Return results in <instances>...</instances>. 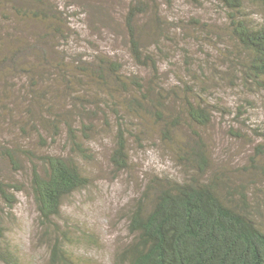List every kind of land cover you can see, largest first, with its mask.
I'll return each instance as SVG.
<instances>
[{
  "label": "trees",
  "instance_id": "trees-1",
  "mask_svg": "<svg viewBox=\"0 0 264 264\" xmlns=\"http://www.w3.org/2000/svg\"><path fill=\"white\" fill-rule=\"evenodd\" d=\"M193 1H216L224 9L230 40L228 70L218 73L200 66L190 75L194 85L180 78L167 88L156 79L163 60L161 39H156L155 53L138 23L146 12L140 0L130 3L124 32L131 57L138 66L151 70L149 78L127 73L117 56L90 44L92 52L75 51L73 58L67 55L68 43L72 48L79 31L55 0H0V127L13 125L25 138H35L43 146L49 139L56 142L65 130L64 145L68 146L67 151L54 153L0 142V259L6 264H19L7 231L18 194L27 186L48 237L51 263L79 264L57 220L65 200L92 183L82 160L93 159L90 141L96 124L89 118L93 112L89 107H99L91 101L97 97L106 110L107 128L115 122L110 155L114 170H128L130 140L143 146L152 122L158 127L159 140L184 173L182 179L169 174L148 176L130 207L131 240L118 252V261L264 264V131L258 132L261 141L246 164L236 169L214 166L206 131L217 114L233 113L223 97L214 93L216 79L248 92L264 90V0ZM257 10L260 17L255 18ZM190 23L207 25L198 18ZM51 66L62 72L72 106L62 107L48 96L45 82L51 72L45 70ZM82 76L88 79L92 93L84 85L75 90L74 78ZM246 113L240 104L235 118H247ZM239 133L231 130L233 135Z\"/></svg>",
  "mask_w": 264,
  "mask_h": 264
},
{
  "label": "rangeland",
  "instance_id": "rangeland-1",
  "mask_svg": "<svg viewBox=\"0 0 264 264\" xmlns=\"http://www.w3.org/2000/svg\"><path fill=\"white\" fill-rule=\"evenodd\" d=\"M55 1L64 13L70 15L79 31L74 34L72 48L68 43L67 49L70 51H65L67 55L73 58L75 51L82 54L88 53V50L92 52L94 49L88 46L90 44L103 53L117 56L123 62L127 73L137 72L150 77V69L140 67L134 62L126 41L125 14L132 0ZM140 1L146 6V12L138 18L146 43L153 44L152 49L157 53L156 39H161L164 50L162 54L159 51L163 60L156 75L158 82L162 81V85L167 88L180 78L193 84L194 76L190 75L193 69H199L200 66H209L218 73L220 69L228 70L226 56L229 54L226 47L230 45V40L226 31L227 18L224 9L216 1ZM258 10L254 14L255 18L260 17ZM193 18H198L207 25L203 27L190 23ZM26 27L30 32L28 24ZM153 37L155 38L152 39ZM45 71L51 72L45 82L50 99L59 101L62 107L64 104L72 106L73 100L68 95L62 72L55 66ZM68 71L72 73L70 69ZM23 80L26 82L25 78ZM215 81L217 86H214V93L223 97L233 113L224 116L217 114L206 130L214 166L236 169L246 164L254 152L255 144L261 141L258 132L264 131V90L248 92L241 87H231L228 81ZM74 82L75 90L84 85L87 93H92L88 79L84 76L80 79L74 78ZM181 93L184 91L181 90ZM91 101L97 102L100 107H89L93 110L89 112V118L96 124L94 138L90 141L93 159H84L82 162L92 176V183L65 200L57 221L67 233L68 239H64L65 243L74 252L79 264H121L117 254L131 240L128 230L129 210L148 176L169 174L182 179L184 173L176 164L167 145L159 140L158 127L152 122L148 124L149 132L143 146H139L133 139L130 140L131 161L128 170H114L110 155L114 147L115 122L111 123L112 128H107L104 121L106 110L99 102L100 97ZM240 104H244L247 109L244 115L247 118H243V121L235 118L237 106ZM76 106H81V103ZM76 106L73 108L76 109ZM111 120L114 121V117ZM231 130L240 132V135L231 134ZM65 140L64 130L62 137L56 142L49 139L48 144L43 146L35 138H25L13 125L5 124L0 127V142L34 146L39 152L67 151ZM24 180L27 182V179ZM18 197L14 216L8 223L7 238L19 256V264H52L48 237L40 225L39 212L29 186ZM0 264L6 263L0 259Z\"/></svg>",
  "mask_w": 264,
  "mask_h": 264
}]
</instances>
